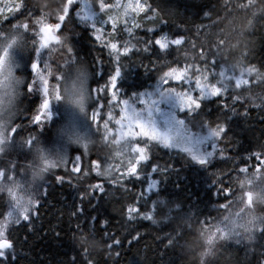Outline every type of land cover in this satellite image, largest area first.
Wrapping results in <instances>:
<instances>
[{
	"label": "trees",
	"instance_id": "trees-1",
	"mask_svg": "<svg viewBox=\"0 0 264 264\" xmlns=\"http://www.w3.org/2000/svg\"><path fill=\"white\" fill-rule=\"evenodd\" d=\"M87 1L92 12L96 14L92 22L103 18L102 14L98 13L97 6L92 4V0ZM118 1L106 0L113 5ZM122 1L124 0H120ZM141 1L145 3V0ZM9 2L14 4L18 0ZM27 2L39 8L38 11L34 9L35 19L43 18L44 14H47L45 21L56 23V16L67 0H27ZM146 2L152 4L153 8L160 12V17L168 22L159 24L153 33H146V29L157 24L160 17L155 21H149L145 14L141 13L137 22L141 23L142 27L134 29L137 37L149 39L160 33L184 35L188 43L183 49L185 53L182 54L187 56L190 63L196 55L190 45L198 43V26L215 24V28L201 29L199 38L225 41L222 48H213V51L216 52V58L222 60V68L231 71L226 70L224 75L218 76L217 79H220L232 94L244 96L249 105L260 102L256 99V94L264 95L260 89L241 92L232 83L233 77L239 74L246 64L257 67L264 65V18H258L259 13L253 16L251 13L235 10L234 6L242 0H230L228 8L224 7L225 0H146ZM256 3L258 6L264 5V0H256ZM79 7L80 4L72 5L60 32L55 33L61 35L59 40H54L57 48L52 50L59 62L52 61L53 73L50 80L55 81L54 77L60 75L57 71L59 68L67 80L83 82V86L78 88L79 94H86L88 81L91 89L98 88L113 73L114 64L112 57L108 55V50L101 46V42L95 40L92 27L78 17ZM26 12L27 9H23L15 16L9 17L3 25H0V29H7L18 19L23 20ZM205 13L211 16V20L205 16ZM147 15L151 16L153 13L148 12ZM29 23L31 24V21ZM50 25L55 29L54 24ZM110 30L104 27V33H98L102 36V40L107 39V32ZM23 35L24 41L17 43L23 65H19L14 71L15 76L22 79L23 83L19 86L20 95L15 96L11 102V111L15 113L13 123L20 127L7 142L4 152L0 153V168H7L11 162H15L16 171L19 172L20 166L27 165V181L30 185H35L30 183L32 174L35 175V182L49 183L47 195L41 197L37 209L38 215H32L30 222L22 220L19 224L10 223L8 238L13 242L14 248L8 249L6 253L8 258L2 264H88V261H92V264H201V256L206 252L208 255H204V264H208V261H213V264H264V246H261L264 242L249 240L245 230L239 227L252 221L257 215L264 216V183L253 186L251 173L231 172V185H229L228 175L234 166L243 167V163L247 162L251 165L256 164L255 157L250 161L247 157L249 153L259 151V146L264 144V109L249 107L248 116L233 115L228 122L230 125L228 134L226 136L222 134L221 142L217 145L218 150L224 149L223 153L217 151L216 157H213L207 166H201L191 160L179 149L157 146L152 151L151 159L143 166V173L146 175H141L139 178L132 177L128 181L122 180L120 175L123 168L118 172L113 167L120 163V157L116 156V152L121 147V139L119 140L117 136L119 126L115 124V120L119 118V106L115 109L105 106L101 113L107 119V111H112L114 117L109 122L107 133L103 128V120L99 121L98 132L96 124L91 119L96 104L94 99L90 100V97L87 98L84 113L67 100H61L55 103L51 120L46 126L38 127L32 123L37 98L34 94L36 90L28 91V84L33 78L30 70L37 53L36 46L31 44L33 34L25 32ZM128 38L126 34L122 36V39ZM132 42L136 43V40L133 39ZM69 46L73 47L74 53H69ZM137 47L142 48L143 44H137ZM199 50L198 47L196 52ZM244 53L249 54L247 61L244 59ZM158 54L159 50L154 49L151 54L137 53L131 58L125 57L127 67L122 70L117 81V90L121 99L135 98L133 94L144 93L154 88L158 79L156 72L146 70L141 63L151 67L150 56ZM97 57H101L103 63H100ZM174 57L175 51L169 50L168 58ZM211 59L213 57H209V60ZM200 67L204 68L205 65L200 64ZM208 71L218 73L220 68L208 67ZM255 75L253 73V78ZM210 82L215 83V80L210 78ZM92 95H96L95 91ZM85 97L86 95L84 100ZM220 99L224 98L211 97L203 102L200 111L206 119L216 121V117L220 114L218 103ZM237 109L240 112L244 111L239 104ZM178 117L186 121L191 119L186 112H180ZM77 120L78 124L76 123L74 128L73 121L77 122ZM71 134H79L85 141L77 143L70 138ZM31 136H35L40 143L34 146L33 150L24 143V139L27 140ZM84 143H87V148L84 147ZM140 146L144 147L143 144ZM40 148L44 149L49 159L57 163L59 156L67 155L70 160H74L77 155L81 156L80 165L84 171L89 172L88 177L79 182L73 178V184L77 187H72L67 182L57 183L56 176H64L67 181L68 174L64 167L41 171L43 164L38 159ZM105 155L106 161L101 159ZM226 157L232 159L228 160ZM93 161L101 163L100 171L104 177L97 176L92 170ZM154 163L169 166L163 176L151 170ZM67 167L70 170L73 164L69 162ZM217 177L223 181L222 184L213 182ZM152 179L157 181V188L151 190L150 198H154L153 194L157 191L162 195L155 198L159 208V214L155 216L156 222L153 225L150 221L139 218L132 222V225L127 222V210L129 206H138L135 203V196L142 190H147V185ZM16 180H19V183L24 182L21 177H17ZM107 180H116L122 183L123 187L120 184L108 183ZM96 183L103 184L105 194L99 193L98 190L93 191L91 185ZM6 184L0 183V212L8 209ZM220 187L232 188L235 195L228 194V198L225 199L226 194L217 191ZM77 188L80 189L79 192ZM89 192L92 193L91 197L87 195ZM81 193H85L83 201L80 199ZM254 202L256 211L251 210ZM229 203L231 206L228 211H223L219 207L221 204ZM150 206L149 204L148 208H142L141 211H148ZM76 207H83L85 209L83 215L88 216L84 231H77L75 228L77 219H83L81 214L77 217L71 215ZM93 216L96 217L95 236L87 233L92 226L90 222ZM2 220L3 217L0 216V223H3ZM205 220L208 226L204 225ZM233 221H235V232L240 233L236 237L241 242L237 243L232 239L224 242L219 248L213 245L210 249L207 238L215 233L216 226L232 228ZM173 229L176 231L173 232ZM137 232L140 238L133 240ZM105 233L112 239H106ZM165 233L172 235L182 233L174 248L165 247L167 244ZM115 239H119L121 244L119 246L113 244L110 249L108 244L113 243ZM245 244L249 246L246 247ZM116 253H119V256Z\"/></svg>",
	"mask_w": 264,
	"mask_h": 264
},
{
	"label": "snow or ice",
	"instance_id": "snow-or-ice-1",
	"mask_svg": "<svg viewBox=\"0 0 264 264\" xmlns=\"http://www.w3.org/2000/svg\"><path fill=\"white\" fill-rule=\"evenodd\" d=\"M74 2L76 0H67L64 3L60 13L56 16V23H46L45 19L47 18V14H44L43 18L35 19L34 9L38 11L39 8L35 5H30L27 0H18L14 4L9 2V0H0V3L4 5L0 7V25H3L9 17H13L21 10L27 9L26 14L23 15V20L18 19L15 23L10 24L7 29H0V77L3 78L0 80V86L4 89L3 97H0V112L6 110L3 103L4 98H7L9 104H11L13 98L20 94L19 86L23 83V80L14 74L13 67L9 62V49L17 43L24 41L23 34L25 32L33 34L34 38L31 40V44L36 46L35 51L37 53V60L31 65L35 73V78L28 84V91H40L44 97L40 105L39 114L33 117L32 122L40 123L42 116L46 120L51 118L50 104L53 100H67L76 106L81 113L85 112L86 107L83 95L78 94L79 89L75 82L72 83L71 87L66 86L65 81L67 78L59 68L57 71L60 72V75L54 77L57 83L50 92L49 82L44 76V72L48 69V63L44 60L42 68L39 60L41 51L47 49L50 54L52 50L50 47L51 42L61 38V35H49L47 33V25L54 24L55 33L57 31L60 32L63 22L68 17ZM92 4L97 6L98 13L102 14L103 17L99 22L94 21L91 23L92 34L95 40L101 42V46L108 50V55L112 57L114 71L104 84L99 85L96 89H91L90 87L87 89L90 100L94 99L96 104L91 114V119L96 124L98 132L100 130L99 121L103 120V128L105 133H107L109 130V122L114 117L112 111L108 112L107 119L101 113L105 106L110 109H115L119 106L120 118L115 120V124L122 129L121 147L116 152V156L120 157V163L115 166L110 163L109 165L115 167L118 172L123 168L120 175L122 180L128 181L132 177L139 178L141 175H146V173H143V166L145 162L151 159L152 151L157 146L179 149L180 152L186 154L191 160L196 161L201 166H207L211 163L212 158L216 157L217 151L221 154L224 151V149L218 150L217 145L221 142L222 134L225 136L228 134L230 128L228 122L231 120V117L233 115L248 116L249 107L264 109V95L256 94V99H259L260 102L249 105L248 100L244 96L232 94L230 89L225 88L221 80L217 79L218 76H223L226 70L231 71L230 69L222 68V60L217 59L216 52L213 51V48H222L225 41L223 39L213 40L211 38L201 40L199 38L201 29L215 28V24L198 26V43H191L190 45L192 52L196 53V55L189 63L187 56L182 54L185 53L183 49L186 43H188L184 35L160 33L159 35H153L154 38L149 39L136 36L134 29H140L142 27L141 23L135 22L136 17L140 13H144L149 21H155L157 17H160V12L156 8H153L152 4L147 3L146 0L145 3L136 0L135 3L129 2L126 5H122L119 2L113 5L107 3L106 0H92ZM229 4L230 0H225L224 7L228 8ZM120 7L125 8V19L122 22L116 17L108 15L113 8L119 9ZM234 8L240 12L251 13L253 16H257L259 13L258 18H264V5L258 6L256 0H242ZM253 9L256 11H253ZM148 12L153 13V15L148 16ZM105 16L107 17L106 19L104 18ZM205 16L211 20V16L208 13H205ZM129 19L132 21L131 26H129ZM29 21H31V24ZM167 22L168 20L160 17L157 24L146 29V33H153L159 27V24ZM37 25H39L38 30H36ZM105 25H110L111 30L107 32V39L102 40V36L98 33H104L103 26ZM64 34L66 35L67 33L65 32ZM124 34L129 38L122 39ZM37 37L39 40L36 39ZM133 39L136 40V43L132 42ZM137 44H143V47H137ZM198 47L200 50L196 52ZM154 49L159 50V54L150 56L152 66L149 67L141 63V66L146 70L154 71L157 74L158 79L154 91L133 94L135 98L129 97L127 99H121L117 90V81L118 77L121 76L122 70L127 67L125 57L131 58L137 53L151 54ZM169 50L175 51V57L173 59L168 58ZM68 51L69 53H74L73 47L69 46ZM243 55L245 61H247L249 54L244 53ZM151 57H155V59H151ZM209 57H213V59L209 60ZM97 60L103 63L101 57H97ZM200 64L205 65V67L201 68ZM208 67L211 69L220 68V71L218 73L208 71ZM164 69L167 70L165 71ZM253 73L256 74L255 78H253ZM210 78L215 80V83H211ZM232 83L241 92H249L253 89H260L264 92V65L257 67L256 65L246 64V67L233 77ZM93 91L96 93L95 96L92 95ZM145 96L153 97V99L151 105L142 107L140 105H145L146 102L141 98ZM211 97L224 98L218 101L220 104V114L216 117V121L206 119L200 111L203 102ZM165 104L171 105L172 108H178L182 112H186L191 119L186 121L185 119L178 118L175 111L163 110V105ZM238 104L244 108V111H238ZM8 111L9 115L7 119L0 118V153L4 152L7 142L12 139L20 127V125L13 123L15 113H12L11 109H8ZM213 124L215 126H212ZM123 129L127 130L123 131ZM70 138L74 139L77 143L85 141L79 134H71ZM24 143L30 150H33L34 146L40 145L35 136H31L27 140L24 139ZM141 144L144 147H141ZM84 147H88L87 143H84ZM209 147L211 150H209ZM259 147V151L249 153L247 157L248 161L252 160V157H255L256 164L251 165L247 162L243 163V167L234 166L231 169L228 173L229 185H231V172L242 174L251 173L253 176V186L264 183V144H261ZM39 151L40 160L43 164L41 171H47L49 168L64 167L65 172L68 174L67 181L64 176H56L55 180L57 183L63 184L67 182L70 186L77 187L76 184H73V178L79 182L88 177L89 172L81 168V156L77 155L74 160H70L67 155L59 156L57 163V161L48 158L43 148H40ZM226 158L228 160L232 159L231 157ZM101 159L106 161L107 156L105 155ZM69 162L73 164L70 170L67 167ZM92 165L94 166L92 170L96 172V175L104 177L100 171L101 163L99 161H93ZM168 167V165L161 166L159 163H154L151 170L163 176ZM16 169L17 165L15 162H11L7 168H0V183H12L15 187L19 188L21 185L17 182L16 178L21 177L25 182V187L30 188L31 196L27 206L20 203L19 200H14L10 196L7 200V211L0 212V216L3 217V223H0V264L8 258L6 255L8 249L14 248L13 242L8 238L10 222L15 224H19L21 220L30 222L32 215H38L37 209L40 205L41 197L47 195L48 191L47 184L49 182H44L39 185L29 184L27 181V165L20 166L19 172ZM107 182L120 184L123 187V184L116 180H107ZM213 182L215 184L223 183L219 177L213 180ZM91 188L93 191L98 190L101 194H105L106 191L101 183L93 184ZM156 188L157 181L152 179L151 183L147 185V190L144 189L135 196V203L138 206H129L127 210L128 223L133 225L132 222L142 218L145 221H150L153 225L155 224V216L159 214V208L155 198L162 195L157 191L153 194L154 198H150L149 194L151 190ZM77 189L79 192L80 189ZM217 191L218 193H225V199L228 198V194L231 196L235 195L234 190L229 187H220ZM87 195L91 197L92 193L89 192ZM84 198L85 193H81V201ZM102 198L101 196L100 199ZM89 203H91V200H89ZM149 204L151 206L148 211H141L142 208H148ZM230 206L229 203L221 204L219 207L223 211H228ZM249 206L251 207V205ZM84 211L85 209L83 207H76V210L71 214L73 217H77L78 214H81V217H83V219H77L78 222L75 225L77 231H84L85 221L88 219V216L83 215ZM95 221L96 217H91L90 223L92 226L87 231L92 236H95ZM203 223L205 226H208L207 220ZM105 224H107V221H105ZM233 225L234 227L227 229L216 226L215 233L209 235L207 238L209 248L211 249L213 245L219 248L223 246L224 242L232 239L240 243L241 240L234 234L235 221H233ZM239 227L245 230L249 240L264 242V216L256 217L248 223L239 225ZM133 230L135 229L133 228ZM175 231L173 229V232ZM181 236L182 233H177L176 235L165 233V238L167 239L165 247L174 248ZM105 238L112 239L107 233H105ZM139 238L140 234L137 232L136 236H133V240H138ZM131 242L129 241V243ZM113 244L119 246L121 241L115 239L113 243L108 244V247L112 249ZM245 246L248 247L249 245L245 244ZM261 246H264V244H261ZM85 253L87 254V249H85ZM212 254L215 255V253ZM116 255L119 256V253H116ZM204 255H208V253L206 252L201 256V264H204ZM13 258L15 257L13 256ZM88 264H92V261H88ZM208 264H213V261H208Z\"/></svg>",
	"mask_w": 264,
	"mask_h": 264
},
{
	"label": "rangeland",
	"instance_id": "rangeland-1",
	"mask_svg": "<svg viewBox=\"0 0 264 264\" xmlns=\"http://www.w3.org/2000/svg\"><path fill=\"white\" fill-rule=\"evenodd\" d=\"M10 1V0H9ZM120 4H122V5H126V4H128L129 2H131V3H135L136 2V0H124V1H122V2H120V0L118 1ZM140 2L142 3V1L140 0ZM80 4V7L78 8V13H77V15H78V17L81 19V20H83V21H86L90 26H91V23H92V21H93V19H95L94 17H96L95 15V13L94 12H92V10H91V7H90V4H89V2L87 1V0H82V2H81V0H76V2H74L73 4ZM115 4H117V2L116 3H114V5ZM4 5H3V3H0V7H3ZM124 13H125V8L124 7H120L119 9H117V8H113L112 9V11H111V13H109L108 15H112V16H114V17H116L118 20H120L121 22L123 21V19H125V16H124ZM141 14V13H140ZM139 14V15H140ZM90 17V18H89ZM107 17H105V19H106ZM137 18H138V16L136 17V21L135 22H137ZM103 18H101V19H99V20H97V22H99L100 20H102ZM46 23H47V21H45ZM131 24H132V21H131V19H129V26H131ZM100 26V25H99ZM103 27H108V28H110V25H105V26H103ZM53 26L52 25H50V24H48L47 25V33L49 34V35H55V29L53 28ZM39 29V25H37L36 26V30H38ZM34 38V37H33ZM37 40H39V38L37 37L36 38ZM50 47H51V49L52 50H54L55 48H57V46H56V44L54 43V40L51 42V44H50ZM51 50V53L49 54L48 53V50L47 49H44V50H42L41 51V54H40V57H39V60H40V63H41V67L43 68V62H44V60H46L47 61V63H48V69H47V71H45L44 72V76H45V78L48 80V82H49V90H50V92L53 90V86L57 83V81L55 80L54 81V79L51 81L50 80V77H51V74L53 73V71H52V67H51V64H52V61H58L59 62V60L55 57V54H54V51H52ZM20 48H18V46H17V44L16 45H14L12 48H10L9 49V62L11 63V65H12V67H13V71H15V69L19 66V65H23V60L21 59V57H20ZM36 54V53H35ZM50 57V58H49ZM51 59H53V60H51ZM36 60H37V56H36ZM30 72H31V74H32V80L35 78V73H34V71H33V69H32V67H31V70H30ZM75 73H77V72H75ZM3 78L2 77H0V80H2ZM73 82H75V84H76V86H77V88H79L80 89V87H82L83 85H82V83L78 80V81H74V80H67L66 79V81H65V84H66V86H69V87H71V85H72V83ZM156 86V85H155ZM155 86H154V88H151L149 91H154V89H155ZM84 89V87L82 88V90ZM82 90H81V92H82ZM3 93H4V89H3V87L2 86H0V97H3ZM35 95H36V98H37V107H36V112H35V114L33 115V117L35 116V115H37V114H39V111H40V105L42 104V101H43V94L40 92V91H36V93H34ZM79 94V93H78ZM83 95V98H84V96L86 95L85 93L84 94H82ZM141 99H143L146 103H145V105H140V106H142V107H146V106H149V105H151V101H152V99H153V97H150V96H145V97H143V98H141ZM85 101V100H84ZM57 101H52L51 102V104H50V111H51V113H52V110H53V108H54V106H55V103H56ZM3 103H4V105L5 106H11V104H9V101H8V99L7 98H4V100H3ZM120 110V109H119ZM163 110H165V111H169V110H171V111H175V113H176V115H177V117H178V114L180 113V112H182V111H180L178 108H172V106L171 105H168V104H165V105H163ZM108 112L109 111H107V115H108ZM33 117H32V119H31V121L33 120ZM51 117H52V115H51ZM119 118H120V111H119ZM118 118V119H119ZM179 118V117H178ZM51 120V118L49 119V120H46L43 116H42V119H41V122L40 123H33L34 125H36V126H38V127H43V126H46L47 124H48V122ZM75 123V124H74ZM76 123L78 124V120H77V122H74L73 121V127L74 128H76L74 125H76ZM126 123V122H125ZM101 127H102V125H101ZM118 130H119V132H117V136H118V139L120 140L121 139V131H122V129L120 128V126H119V128H118ZM127 129H123V131H126ZM209 150H211V148L209 147ZM38 159L40 160V154L38 155ZM41 161V160H40ZM34 177H35V175L34 174H32L31 176H30V183H32V184H35V185H39V183L38 182H35L34 181ZM17 182H19V180H17ZM29 182V181H28ZM20 187L19 188H17V187H15V185L14 184H12V183H10V184H6L5 185V191L7 192V194H8V198H10V196L14 199V200H19L20 201V203H22V204H24L25 206H27V204H28V201H29V199H30V196H31V193H30V190H29V187H25V182H20ZM4 188H3V186H2V190H3ZM22 221V220H21ZM11 223V222H10ZM12 224V223H11Z\"/></svg>",
	"mask_w": 264,
	"mask_h": 264
},
{
	"label": "clouds",
	"instance_id": "clouds-1",
	"mask_svg": "<svg viewBox=\"0 0 264 264\" xmlns=\"http://www.w3.org/2000/svg\"><path fill=\"white\" fill-rule=\"evenodd\" d=\"M88 87H89V81H88ZM19 93H20V88H19ZM20 95V94H19ZM89 96H88V93H86V97H85V101H84V103H85V107H86V105H87V102H88V100H87V98H88ZM4 107H5V111H3V112H0V118H2V119H7L8 118V115H9V111H8V109H11V106H5L4 105ZM252 211H256V205H255V202H254V204H253V208L251 209ZM260 217V215H257V218H259ZM235 235H240V233H234Z\"/></svg>",
	"mask_w": 264,
	"mask_h": 264
}]
</instances>
